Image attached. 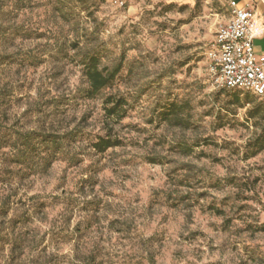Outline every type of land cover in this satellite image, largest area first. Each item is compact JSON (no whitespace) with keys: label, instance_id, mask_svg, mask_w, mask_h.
<instances>
[{"label":"rangeland","instance_id":"374dc122","mask_svg":"<svg viewBox=\"0 0 264 264\" xmlns=\"http://www.w3.org/2000/svg\"><path fill=\"white\" fill-rule=\"evenodd\" d=\"M226 9L225 0H0L3 127L40 123L69 141L0 217L4 264H264V149L249 146L264 121L234 91L206 92L212 77L199 76ZM92 54L121 70L86 98ZM107 94L129 103L113 124L123 145L96 153ZM171 101L187 104L190 128L159 120ZM25 193L46 203L42 213Z\"/></svg>","mask_w":264,"mask_h":264},{"label":"trees","instance_id":"16d2710c","mask_svg":"<svg viewBox=\"0 0 264 264\" xmlns=\"http://www.w3.org/2000/svg\"><path fill=\"white\" fill-rule=\"evenodd\" d=\"M0 25V37L1 36ZM82 73L86 79L87 87L84 89V96L92 98L101 91L114 85L120 73L121 63L108 68L100 65L97 55H89L82 63ZM232 90L237 102L253 104L248 109L250 119L264 121V102L256 101L253 94L239 89ZM262 98V97H256ZM5 94L0 85V217L5 216L12 208L13 197L18 196L20 186L37 175H45L53 162H55L63 151L68 141L66 133L50 130L44 124L28 130L20 129L14 125L12 129L3 127L7 117ZM128 100L116 94H107L103 101V116L106 126V134L98 135L91 143V148L96 153H104L108 149L123 145V141L112 135L113 124L118 123L127 116ZM161 122L190 128L189 113L187 104L171 101L164 105L158 113ZM252 155L264 149V126L261 133L249 141ZM156 163V159H151ZM77 161V159H76ZM23 198L32 202L29 209L42 213L45 209V202L40 201L38 195H22ZM34 202V203H33Z\"/></svg>","mask_w":264,"mask_h":264},{"label":"built area","instance_id":"2783aa9c","mask_svg":"<svg viewBox=\"0 0 264 264\" xmlns=\"http://www.w3.org/2000/svg\"><path fill=\"white\" fill-rule=\"evenodd\" d=\"M227 3L230 8L229 15L218 24L212 44L206 53L208 68L215 69V76L229 75L234 81L231 85L225 82L221 88L239 89L264 98V76L260 73L251 77L247 75L264 61H260L258 58L261 54L255 52V38L250 39V42L245 40L244 21L241 17L246 7L234 8L233 0H227ZM263 31L264 24L259 23L256 16L250 25L251 36L257 38ZM232 73L235 75H231ZM215 76H211L212 80Z\"/></svg>","mask_w":264,"mask_h":264},{"label":"clouds","instance_id":"9594fccd","mask_svg":"<svg viewBox=\"0 0 264 264\" xmlns=\"http://www.w3.org/2000/svg\"><path fill=\"white\" fill-rule=\"evenodd\" d=\"M194 4H195V0H192L193 7H194ZM245 4L247 5V8L243 11L241 18L244 21L243 31L245 33V40L250 42V39L256 38V37L251 36L250 25L257 15L264 16V0H240L239 3H237L236 0H233V7L236 9L242 8ZM238 35H239V33H238ZM259 38H264V33H262ZM245 50H247V49H245ZM238 51H239V49H238ZM256 51H259V49H256ZM258 59L260 61H264V53H262ZM239 66L240 65H235V67H239ZM256 73H260L262 76H264V62H261L259 64V67L255 68L253 72L247 73V75H249L251 77V76H254ZM231 75H235V73H232ZM199 76H201V77L215 76V69L209 67L205 71L200 72ZM237 78H239V77H237ZM225 82H227V84L231 85L234 81L231 78H229V75L222 74L219 76H215V79L210 80V81H206L208 86L205 89V91L206 92L218 91L219 88L224 86ZM249 107H251V105H246L245 108L239 110L240 113L241 114L244 113L247 110V108H249ZM240 119L243 120V115L240 116ZM96 131H100L99 127H97ZM101 135H103V133H101ZM105 247L107 248V250L109 252H116V253H120V254H122L124 251L128 250V249H122L119 246L110 247L108 245H105ZM64 251L67 252L68 250L65 249ZM25 257L30 258V254L27 252V250L25 251ZM114 259H115V257H114ZM0 264H4V261L0 260ZM75 264H82V262L76 261ZM249 264H251V262H249Z\"/></svg>","mask_w":264,"mask_h":264},{"label":"crops","instance_id":"0c3cea01","mask_svg":"<svg viewBox=\"0 0 264 264\" xmlns=\"http://www.w3.org/2000/svg\"><path fill=\"white\" fill-rule=\"evenodd\" d=\"M226 1V4H227V14L225 15L224 19H226L229 15V6H228V3H227V0ZM237 3L240 2V0H236ZM243 7H246L247 8V5L245 4ZM257 18H258V22L261 23V24H264V16H261V15H257ZM264 33V31L262 32ZM261 33V34H262ZM261 34L254 39V49H255V52L257 54H262L264 53V38H259L261 36ZM256 49H259V51H256Z\"/></svg>","mask_w":264,"mask_h":264}]
</instances>
